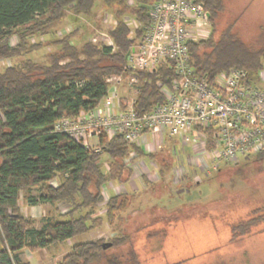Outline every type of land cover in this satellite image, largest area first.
<instances>
[{
	"label": "trees",
	"instance_id": "16d2710c",
	"mask_svg": "<svg viewBox=\"0 0 264 264\" xmlns=\"http://www.w3.org/2000/svg\"><path fill=\"white\" fill-rule=\"evenodd\" d=\"M156 1L0 0V60L24 58L42 48L30 40L48 37L65 17L70 16L74 22L78 18L94 19L97 3L114 9L115 17V25L108 31L115 52L93 45L89 33L80 46L75 44L73 38L85 29L80 23L63 38L51 41L56 50L47 64L27 58L0 73V264H23L18 256L22 251L39 252L99 229L104 222L114 224L133 196L122 192L105 201L103 187L129 183L138 158L155 161L162 177L169 168L166 158L156 161L157 155L129 144L121 135L111 139L104 133L99 135L100 152L95 153L81 141L54 131L58 120L74 119L98 107L108 92L109 76L138 79L137 112H148L162 102L160 85L169 87L174 72L167 66L155 72L132 70L126 60L130 48L139 44L148 30L147 7ZM195 1L203 4L211 23L207 40L189 44L195 74L209 81L233 68L253 73L262 69L264 30L245 42L237 31V17L227 18L222 27L218 24L226 12V0ZM133 20L138 24L135 29L128 25ZM12 38L17 40L15 45ZM263 157L264 151L246 161ZM225 164L239 165L237 161ZM216 170L221 172L219 166ZM181 178L187 183L191 180L193 187L199 185L190 176ZM21 202L29 207L54 206L58 218L45 217L38 229L35 221L22 213ZM101 205L105 206L104 217L97 214ZM262 223L264 215L255 209L249 218L231 225V240L251 234ZM166 235L162 229L149 232L147 237L162 240ZM103 243L98 240L75 245L58 264H141L132 245L119 256L108 254L129 243L126 235L108 239L110 248L103 249Z\"/></svg>",
	"mask_w": 264,
	"mask_h": 264
},
{
	"label": "rangeland",
	"instance_id": "374dc122",
	"mask_svg": "<svg viewBox=\"0 0 264 264\" xmlns=\"http://www.w3.org/2000/svg\"><path fill=\"white\" fill-rule=\"evenodd\" d=\"M225 3L224 18L218 22L220 27L227 18L237 17V31L245 42L254 40L261 29L264 30V0H226ZM95 14L92 20L78 18V22L71 20L70 16L65 17L48 37L30 40L31 43H40L42 48L24 58L0 60V73L27 58L47 64L49 56L56 50L51 41L63 38L80 23L85 29L79 30L80 34L73 38L78 46L86 40L88 33L91 39L98 37L97 33H107L113 28L114 9L97 3ZM16 43L17 40L12 38L11 44ZM261 87L264 90V85ZM133 91V88L126 87V92L121 95L129 99L133 97ZM161 137L160 144L153 146L151 152L157 155L156 161L166 158L169 168L162 177L158 173V164L155 169L149 167L150 178H141L143 191L133 193L130 205L119 213L114 224L104 222L99 229L39 252L22 251L18 253L21 262L58 264L75 245L98 240L106 243L108 239L126 235L129 243L119 251L111 250L109 255L119 256L132 245L141 264H264V223L251 234L231 240V225L249 218L255 209H260V214L264 215V157L260 161L239 158V165L225 164L216 161L219 150L214 149L205 161H199L203 155L195 153L192 146L169 139L166 134ZM212 161L218 163L221 172L212 170ZM177 169L184 170V175L192 179L195 177L199 185L193 187L191 180L187 183L180 176L176 177ZM129 190L131 188L126 191ZM121 192H124L123 188ZM104 208V205L98 207V216L104 217ZM21 209L25 216L35 221L38 229L45 217L58 218L56 207L49 204L29 207L21 202ZM58 210L63 212L65 209L58 207ZM162 229L167 233L162 240L147 237L149 232Z\"/></svg>",
	"mask_w": 264,
	"mask_h": 264
},
{
	"label": "built area",
	"instance_id": "2783aa9c",
	"mask_svg": "<svg viewBox=\"0 0 264 264\" xmlns=\"http://www.w3.org/2000/svg\"><path fill=\"white\" fill-rule=\"evenodd\" d=\"M148 17V30L142 41L130 48L126 60L132 70L155 72L167 66L174 72L169 87L160 85L162 102L148 112H137L134 103L138 79L109 76L108 92L100 105L77 118L58 120L54 131L81 141L95 153L100 152L98 137L102 133L109 139L121 135L147 153H152V147L160 144L161 135L166 134L169 139L192 146L195 153L200 152L203 156L199 161H205L214 149L219 150L216 161L224 163L263 152L264 66L256 73L233 68L209 81L198 77L190 64L189 44L210 37L211 23L203 4L195 0H158L150 6ZM128 25L131 29L138 26L134 20ZM97 34L91 43L115 52L108 32ZM124 86L134 89L133 97L123 98ZM133 155L129 153L130 158ZM216 161L211 162L212 170L219 166ZM183 175L184 170L177 169L176 177ZM193 181L198 182L195 177Z\"/></svg>",
	"mask_w": 264,
	"mask_h": 264
},
{
	"label": "crops",
	"instance_id": "0c3cea01",
	"mask_svg": "<svg viewBox=\"0 0 264 264\" xmlns=\"http://www.w3.org/2000/svg\"><path fill=\"white\" fill-rule=\"evenodd\" d=\"M70 19L73 20L72 18ZM155 163H156L155 161H149V158H138L133 167L134 169L133 177L129 183L125 184L124 186H120L116 183H109L105 186V188L103 189L105 195L102 192L103 193L102 195L105 198V201L109 199L110 197L117 195L118 193H122L121 192L122 188L124 192L128 194H132V195L134 192H139L141 190L143 191L144 185L143 184L141 185L142 183L141 178L142 177H146V179L150 178V175H148L147 171H149V167H153L155 169L156 168ZM147 181H149V179ZM126 188L127 189L131 188V190L126 191L127 190Z\"/></svg>",
	"mask_w": 264,
	"mask_h": 264
},
{
	"label": "water",
	"instance_id": "95a60500",
	"mask_svg": "<svg viewBox=\"0 0 264 264\" xmlns=\"http://www.w3.org/2000/svg\"><path fill=\"white\" fill-rule=\"evenodd\" d=\"M148 9L150 8V7H147ZM111 247V243H103L102 244V248L103 249H107V248H110Z\"/></svg>",
	"mask_w": 264,
	"mask_h": 264
}]
</instances>
